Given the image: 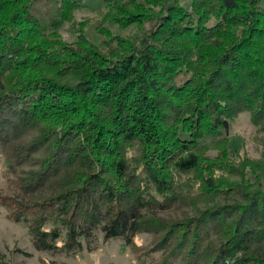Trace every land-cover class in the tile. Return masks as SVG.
Returning <instances> with one entry per match:
<instances>
[{"label":"trees","instance_id":"obj_1","mask_svg":"<svg viewBox=\"0 0 264 264\" xmlns=\"http://www.w3.org/2000/svg\"><path fill=\"white\" fill-rule=\"evenodd\" d=\"M87 1L0 0L7 218L52 255L264 264V150L230 152L239 115L264 135V0Z\"/></svg>","mask_w":264,"mask_h":264},{"label":"rangeland","instance_id":"obj_2","mask_svg":"<svg viewBox=\"0 0 264 264\" xmlns=\"http://www.w3.org/2000/svg\"><path fill=\"white\" fill-rule=\"evenodd\" d=\"M103 0H88L86 6L98 9ZM46 6V2H43ZM47 8V7H46ZM90 10L82 11L76 15L77 21H82L87 16H92ZM111 31L123 37H132L134 31L120 30L111 26ZM68 42H74L76 36L69 26L61 29ZM88 36L94 43L99 44L100 38L91 25L87 30ZM264 150V135L258 132V128L252 123L251 116L243 113L231 123L230 126V152L233 158L247 155L252 159H259ZM7 158L0 151V189L4 187L3 171L7 167ZM136 242L149 244L148 235L139 236ZM0 253L5 255L10 264H48L57 261L65 264H149L148 261L137 263L130 254L124 241L120 239L105 241L100 234L90 247L86 244L84 249L70 254H57L37 251L30 238L25 225L15 223L7 218L6 210L0 207Z\"/></svg>","mask_w":264,"mask_h":264}]
</instances>
